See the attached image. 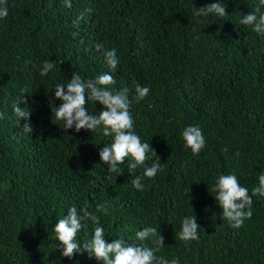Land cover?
Returning a JSON list of instances; mask_svg holds the SVG:
<instances>
[{
	"label": "trees",
	"instance_id": "obj_1",
	"mask_svg": "<svg viewBox=\"0 0 264 264\" xmlns=\"http://www.w3.org/2000/svg\"><path fill=\"white\" fill-rule=\"evenodd\" d=\"M216 0H7L9 15L0 19V264H103L87 252L72 259L55 250L53 226L69 207L109 202L95 213L111 242L123 234L156 227L165 246L156 253L180 264H264V197H253V216L240 228L222 218L212 191L221 174H235L242 186L258 185L264 172V35L240 20L261 0H223L227 15L196 16L198 7ZM97 45L102 47L98 50ZM115 48L120 64L109 69L104 52ZM55 67L41 76L42 62ZM75 72L84 79L110 72L116 89L135 86L151 91L131 112L135 131L151 143L163 170L154 179L144 166L129 173L107 171L99 157L112 136L62 129L56 120L57 83ZM30 95L28 122L13 104L21 90ZM20 107H24L21 103ZM102 105L89 101L90 113ZM199 125L206 138L194 155L182 131ZM145 185L137 190L131 179ZM197 216L199 239L178 234L184 216ZM77 236L83 244L95 225ZM154 239V238H153Z\"/></svg>",
	"mask_w": 264,
	"mask_h": 264
},
{
	"label": "clouds",
	"instance_id": "obj_2",
	"mask_svg": "<svg viewBox=\"0 0 264 264\" xmlns=\"http://www.w3.org/2000/svg\"><path fill=\"white\" fill-rule=\"evenodd\" d=\"M66 6H71V0H65ZM264 4V0H261ZM215 14L217 17H223L228 14L223 0H216L214 3H208L205 6L198 7L196 16ZM9 15L7 0H0V19H5ZM240 23L245 26H251L257 34L264 35V12L257 7L254 11H248ZM102 46L97 45L99 50ZM105 60L112 72L118 68L120 58L115 48L107 49L104 52ZM55 63L50 60L42 62L40 70L41 76H46L53 68ZM116 85V79L110 72H104L97 75L94 79H84L79 74L73 72L71 78L66 83H57L54 88L55 98L61 101L59 106H55L56 120L63 121L62 129L67 131L75 129L79 133L82 129L90 133L103 128L104 136H112L110 144H104L99 151L100 160L108 165L107 171L116 173L117 176L123 173L120 165L125 163V158H131L127 168L129 173L144 166L143 176L154 179L156 175L163 170L160 160H155L150 166L147 161L158 156L151 143L142 141L140 135L135 131V121L131 112L133 102L139 103L147 97L151 91L148 86H135V96L130 98V89L124 86L120 89L113 87ZM26 90L22 89L16 102L13 104V111L17 118V125L20 118L26 122L23 130L27 133L33 131L30 122L31 109L28 107L30 95L26 97ZM89 101L99 102L103 107L99 114H93L88 111ZM23 103L24 107L19 105ZM0 119H4V113L0 112ZM182 138L185 147L190 148L194 155H198L206 144V138L202 128L199 125L186 126L182 131ZM258 185L249 188L239 183L235 174H221L218 176L212 191L216 193L215 200L219 201L222 209V218L229 221L234 228L243 226L246 219L253 216L252 206L253 197H264V172L258 176ZM132 185L139 191H143L145 185L142 178L135 175L131 179ZM109 211V202L96 205L95 212L91 211L87 205L79 210L75 207H69L67 215L60 218L53 226L60 242L55 250L60 251V255L72 259L77 253L87 252L89 257H95L103 264H180L179 257L167 259L164 256H157L156 253L165 246L164 236L156 227H144L136 232L137 240L143 242L146 239H152L153 247L144 243L129 242L123 234L118 235L108 242L105 237V230L100 225V218L95 213L107 214ZM91 220L95 225L93 235L83 244L77 241L79 233L87 227V221ZM197 216H184L181 224V230L178 234L180 240L189 242L199 239ZM154 238V239H153Z\"/></svg>",
	"mask_w": 264,
	"mask_h": 264
}]
</instances>
